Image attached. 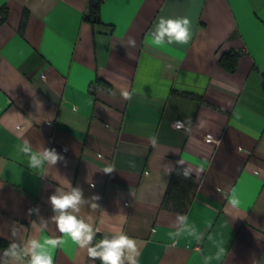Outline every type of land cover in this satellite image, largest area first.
I'll return each mask as SVG.
<instances>
[{
  "label": "crops",
  "instance_id": "1",
  "mask_svg": "<svg viewBox=\"0 0 264 264\" xmlns=\"http://www.w3.org/2000/svg\"><path fill=\"white\" fill-rule=\"evenodd\" d=\"M185 16L187 45L151 42L159 17ZM228 51L232 74L219 63ZM24 140L64 161L37 173ZM176 168L196 183L185 214L161 206ZM58 187L98 195L79 213L95 219L93 243L121 228L138 264H264V0H0V238L61 235L48 202ZM42 220L44 232L31 225ZM65 239L54 264H95Z\"/></svg>",
  "mask_w": 264,
  "mask_h": 264
},
{
  "label": "clouds",
  "instance_id": "2",
  "mask_svg": "<svg viewBox=\"0 0 264 264\" xmlns=\"http://www.w3.org/2000/svg\"><path fill=\"white\" fill-rule=\"evenodd\" d=\"M190 26L191 21L186 16L175 19L159 17L154 26V31H150L151 42L157 46L165 43L187 45L192 38ZM130 43L135 47V39H131ZM132 94L127 88L120 90V96L124 100H131ZM38 106H41L39 102L36 104V107ZM183 123L181 121L175 122L178 131L183 127ZM156 139L155 136L151 138L153 146L156 144ZM212 140L213 137L210 135L205 137L206 142H212ZM20 152L26 155L28 167L41 175H46L49 168H53L58 162L64 161V157L55 148H42L34 151L27 140L23 141ZM17 155L19 154L17 153ZM183 162V160L178 161V163ZM114 170L113 165H108L102 169L105 174H111ZM183 175L187 176L188 171L185 170ZM92 186L94 187V185ZM99 199L98 195H93L90 201L85 200L80 187H69L67 190L60 187L56 188L54 193L49 196L48 202L53 212L50 220L55 225L54 232L61 235H50L43 242L36 235H33L24 242L23 246L13 240L4 249V257L7 259L3 261V264H54L50 249L62 247L66 243L65 238L70 239L80 249H86L87 256L93 261L99 259L101 264H125V261L128 264H138L139 242L128 236L121 228L114 229L111 238L105 235L98 243H93L99 232V229L95 227V219L91 215H79V213L85 204H89L93 210L99 209V205L95 203ZM229 203L233 208H236L239 205V200L233 197ZM32 212H38V208L29 209V215ZM178 218L186 220V216H179ZM47 223V221L42 220L41 224L37 226L36 222L32 221L31 225L44 232L47 229ZM12 234L13 236L16 235L15 230ZM171 237L175 242V237ZM217 247L218 251L215 258L220 260L225 256L227 250L223 246V242H219Z\"/></svg>",
  "mask_w": 264,
  "mask_h": 264
},
{
  "label": "trees",
  "instance_id": "3",
  "mask_svg": "<svg viewBox=\"0 0 264 264\" xmlns=\"http://www.w3.org/2000/svg\"><path fill=\"white\" fill-rule=\"evenodd\" d=\"M91 16L93 19L95 18L96 8H91ZM237 58L238 54L236 52L228 51L220 56L219 63L226 72L232 74L235 71ZM183 172L178 168L172 172L161 203L163 209L179 214L186 213L191 201V195L196 187L195 178L190 174L184 176ZM8 245L9 242L0 238V249H5ZM95 261V264H101L99 259Z\"/></svg>",
  "mask_w": 264,
  "mask_h": 264
},
{
  "label": "built area",
  "instance_id": "4",
  "mask_svg": "<svg viewBox=\"0 0 264 264\" xmlns=\"http://www.w3.org/2000/svg\"><path fill=\"white\" fill-rule=\"evenodd\" d=\"M19 128H22V126H20Z\"/></svg>",
  "mask_w": 264,
  "mask_h": 264
}]
</instances>
